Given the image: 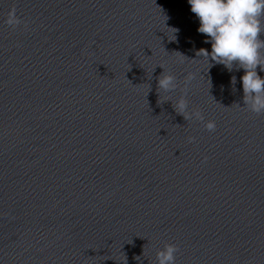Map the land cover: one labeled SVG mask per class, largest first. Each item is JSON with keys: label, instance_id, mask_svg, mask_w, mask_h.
I'll return each mask as SVG.
<instances>
[{"label": "clouds", "instance_id": "obj_1", "mask_svg": "<svg viewBox=\"0 0 264 264\" xmlns=\"http://www.w3.org/2000/svg\"><path fill=\"white\" fill-rule=\"evenodd\" d=\"M188 3L191 12L199 19L198 32L208 37L211 43L210 52L200 49L197 55L222 64L229 71L234 66L243 69V108L257 115L264 114V77L257 71L259 68L264 72V39L261 38L264 36V0H188ZM5 23L12 28L21 25L22 20L14 6L8 11ZM192 79V74L185 77L182 95L175 103L172 102L173 108L186 121H200L206 130L215 131L214 121L205 122L200 110H189L186 96ZM231 82L235 84L236 78L232 77ZM177 87L175 75L163 71L158 77V92H174ZM194 141L195 137H188L189 143ZM206 161L207 157L203 162ZM178 252V245L165 243L156 252L157 264H176Z\"/></svg>", "mask_w": 264, "mask_h": 264}]
</instances>
